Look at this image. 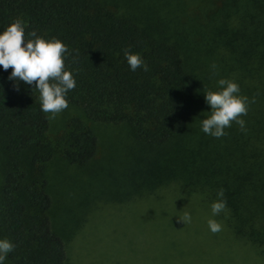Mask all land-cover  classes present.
<instances>
[{
  "label": "trees",
  "instance_id": "obj_1",
  "mask_svg": "<svg viewBox=\"0 0 264 264\" xmlns=\"http://www.w3.org/2000/svg\"><path fill=\"white\" fill-rule=\"evenodd\" d=\"M14 18L26 22L25 36L35 30L67 45L64 66L74 70L75 87L66 100L79 114L48 138L37 91L0 69V228L14 245L10 264H71L67 237L53 226L48 164L58 158L89 169L98 123L122 127L131 143L130 167L107 199L157 196L172 186L206 223L222 187L221 230L184 225L186 238L196 234L204 262L236 264L241 256L264 264V0H0V29ZM125 48L148 70H129ZM222 77L254 102L241 117L245 132L233 122L214 138L200 130L203 92Z\"/></svg>",
  "mask_w": 264,
  "mask_h": 264
},
{
  "label": "rangeland",
  "instance_id": "obj_2",
  "mask_svg": "<svg viewBox=\"0 0 264 264\" xmlns=\"http://www.w3.org/2000/svg\"><path fill=\"white\" fill-rule=\"evenodd\" d=\"M78 114L79 110L69 104L53 118L46 113L48 138L54 140L66 129L69 118ZM93 128L99 149L89 169L66 166L58 158L48 164L51 193L56 198L51 212L53 226L67 237L68 261L71 264H214L213 257L209 262L201 260L196 234L186 238L189 232L183 228L195 225L204 229V211L177 196L179 193L172 186L163 187L157 196L123 201L107 199L111 198L108 195L111 182L121 178L130 167L127 158L130 159L131 143L122 127L98 123ZM2 157L0 150V160ZM1 167L0 164V181ZM184 211L191 214V223L183 224L179 220ZM170 218L175 219L174 225H170ZM0 238L8 239L1 228ZM240 259L235 263L244 264L241 256ZM4 264H10L7 255Z\"/></svg>",
  "mask_w": 264,
  "mask_h": 264
},
{
  "label": "clouds",
  "instance_id": "obj_3",
  "mask_svg": "<svg viewBox=\"0 0 264 264\" xmlns=\"http://www.w3.org/2000/svg\"><path fill=\"white\" fill-rule=\"evenodd\" d=\"M26 22L14 18L3 29H0V69H9L7 79L22 81L32 86L38 93L40 110L53 118L67 107L66 93L75 87L72 71L64 66L67 56V45L60 39L38 35L35 30L25 36ZM123 57L129 70L138 67L148 70L147 64L138 52L122 49ZM212 75L216 73V65L210 63ZM34 81V86H33ZM204 102L208 105L207 115L200 119V130L214 138L226 135L225 129L235 123L241 132H245V121L249 103L254 98L240 94L239 85L234 79L219 78L215 81V89H205ZM211 215L206 220L210 232H219L222 225L215 219L217 214L226 213L224 189L216 191V199L209 205ZM183 224L191 223V214L184 211L179 219ZM14 245L7 238H0V264H4L5 257Z\"/></svg>",
  "mask_w": 264,
  "mask_h": 264
}]
</instances>
